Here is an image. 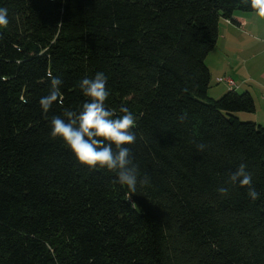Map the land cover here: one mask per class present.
Segmentation results:
<instances>
[{
	"label": "trees",
	"instance_id": "1",
	"mask_svg": "<svg viewBox=\"0 0 264 264\" xmlns=\"http://www.w3.org/2000/svg\"><path fill=\"white\" fill-rule=\"evenodd\" d=\"M0 8L9 20L0 28V264H264V126L236 114L255 111L248 92L209 97L205 63L220 20L256 12L250 0H0ZM49 72L63 84L45 114ZM98 72L105 107L117 116L126 107L136 120L127 145L135 194L50 135L53 117L88 101L79 82ZM241 163L255 201L229 182Z\"/></svg>",
	"mask_w": 264,
	"mask_h": 264
},
{
	"label": "clouds",
	"instance_id": "2",
	"mask_svg": "<svg viewBox=\"0 0 264 264\" xmlns=\"http://www.w3.org/2000/svg\"><path fill=\"white\" fill-rule=\"evenodd\" d=\"M250 6L257 15L264 18V0H250ZM9 24L8 10L0 8V28H7ZM50 79L49 92L43 96L39 104L43 113H47L52 105L60 100V88L63 84L61 78L48 73ZM107 77L98 72L94 78H82L79 88L88 101L83 103L79 112L65 110L63 117L55 116L51 120V137L60 138L73 152L76 159L90 170L106 169L116 173L117 182L127 186L135 194L138 183V167L133 163L130 148L136 142L133 128L136 120L133 113L126 107H121L123 115L117 116L112 110L105 107L109 96L106 87ZM187 91V88L184 89ZM186 113L178 119L183 122ZM203 151L205 145L197 146ZM247 165L241 163L235 172L230 174L229 182L233 185L248 189L247 195L255 201L259 193L252 184V174L248 172ZM141 185L148 183V179L139 180ZM218 192L227 195L228 188L220 187Z\"/></svg>",
	"mask_w": 264,
	"mask_h": 264
},
{
	"label": "crops",
	"instance_id": "3",
	"mask_svg": "<svg viewBox=\"0 0 264 264\" xmlns=\"http://www.w3.org/2000/svg\"><path fill=\"white\" fill-rule=\"evenodd\" d=\"M237 12L233 21L220 20L218 39L205 63L210 72L208 95L248 92L254 100L256 123H264V18ZM230 78L228 85L219 78ZM260 117V118H259ZM261 124V125H262Z\"/></svg>",
	"mask_w": 264,
	"mask_h": 264
},
{
	"label": "rangeland",
	"instance_id": "4",
	"mask_svg": "<svg viewBox=\"0 0 264 264\" xmlns=\"http://www.w3.org/2000/svg\"><path fill=\"white\" fill-rule=\"evenodd\" d=\"M253 13H256L254 14L255 16H258L257 15V12H253ZM245 14H249V13H245ZM222 20V19H221ZM238 114V117L241 119V120H251V121H255L254 117L251 116L253 115V113H246V112H239V113H236ZM260 118V117H259ZM259 124V123H258ZM262 124V123H261ZM264 126V123L262 124Z\"/></svg>",
	"mask_w": 264,
	"mask_h": 264
},
{
	"label": "built area",
	"instance_id": "5",
	"mask_svg": "<svg viewBox=\"0 0 264 264\" xmlns=\"http://www.w3.org/2000/svg\"><path fill=\"white\" fill-rule=\"evenodd\" d=\"M219 81H225L228 85L232 86L233 85V81L230 78H219Z\"/></svg>",
	"mask_w": 264,
	"mask_h": 264
}]
</instances>
